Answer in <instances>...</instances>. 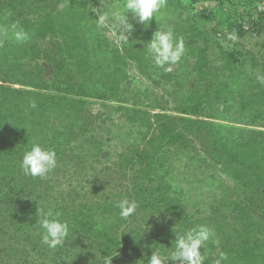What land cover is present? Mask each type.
Listing matches in <instances>:
<instances>
[{
	"label": "trees",
	"instance_id": "1",
	"mask_svg": "<svg viewBox=\"0 0 264 264\" xmlns=\"http://www.w3.org/2000/svg\"><path fill=\"white\" fill-rule=\"evenodd\" d=\"M206 1L167 0L117 45L96 26L101 0H0V28L31 34L0 46V264H148L198 225L218 240L204 264L221 252L224 264H264V12L259 0ZM163 27L185 44L171 71L146 48ZM95 104L108 113L92 125ZM33 142L57 153L44 178L20 169ZM125 197L140 204L128 221L115 206ZM38 208L68 221L64 245L41 242Z\"/></svg>",
	"mask_w": 264,
	"mask_h": 264
},
{
	"label": "clouds",
	"instance_id": "2",
	"mask_svg": "<svg viewBox=\"0 0 264 264\" xmlns=\"http://www.w3.org/2000/svg\"><path fill=\"white\" fill-rule=\"evenodd\" d=\"M167 0H123L122 4L107 6L101 0V7L92 8L97 14L96 26L98 29L109 28L112 30V37L117 45H127L129 37L134 31V23L147 26L153 17L157 18L161 10L166 8ZM257 12H264V5L258 4ZM132 14L131 17L128 15ZM11 39L17 44L30 41L31 34L18 23H12L5 28H0V46L4 41ZM227 39L236 41L235 32L228 33ZM147 53L156 67L171 71V65H176L185 54V44L182 37H177L171 27H163L156 30L146 45ZM256 79L264 83V76L257 75ZM36 102L31 101L29 107L36 108ZM57 166V153L55 149L44 147L38 142L23 152L20 161V169L25 176L44 178ZM119 209V217L128 221L133 217L140 204L135 199L122 198L116 202ZM39 219L37 221L40 230L41 242L51 249L65 244L70 226L67 220L60 218V213L54 212L51 208H38ZM212 241L218 245L215 230L207 225H198L186 230H178L175 235L173 250L165 255L159 249L152 251L148 264H165L172 259L179 261V264H204L206 256L201 249ZM117 254V252H116ZM115 255V254H113ZM105 255L103 264H112V256ZM228 255L221 252L215 264H224L228 261Z\"/></svg>",
	"mask_w": 264,
	"mask_h": 264
},
{
	"label": "rangeland",
	"instance_id": "3",
	"mask_svg": "<svg viewBox=\"0 0 264 264\" xmlns=\"http://www.w3.org/2000/svg\"><path fill=\"white\" fill-rule=\"evenodd\" d=\"M109 1V2H108ZM106 3H104L105 5H107V6H111V5H114V4H116V2H118V1H113V0H108ZM111 1H113V2H111ZM59 8H61V6H59ZM111 35V33L109 34V36ZM136 77H138V75H136ZM153 94L154 95H157V96H161V95H167L166 94V91L164 90V91H161L160 89H155V90H153ZM145 104L147 103V101L145 100V101H143ZM147 105V104H146ZM146 105H141L140 107L141 108H144V109H148V110H150V108L149 107H147ZM155 112H159V110L157 109H155ZM106 113H108V109L106 108V107H103L102 105H100V104H95L93 107H92V113H88V118H89V120H88V122L90 121V123L92 124V125H95V124H99L100 122H101V119L104 117V114H106ZM107 115V114H106ZM80 118V117H79ZM110 118H112L113 120H114V122L116 123V124H122L123 123V121L122 120H119L118 121V117L117 116H115V115H112V117H110ZM101 124V123H100ZM122 125H124V124H122Z\"/></svg>",
	"mask_w": 264,
	"mask_h": 264
},
{
	"label": "built area",
	"instance_id": "4",
	"mask_svg": "<svg viewBox=\"0 0 264 264\" xmlns=\"http://www.w3.org/2000/svg\"><path fill=\"white\" fill-rule=\"evenodd\" d=\"M259 1H260V4L264 5V0H259ZM200 5L205 7V8L206 7L207 8H215V7H217L218 4H217L216 1L211 0V1H206L204 3H201ZM259 17H260V14L257 13L255 15V19L257 20V19H259ZM243 29L247 31L248 30V25L244 24Z\"/></svg>",
	"mask_w": 264,
	"mask_h": 264
}]
</instances>
